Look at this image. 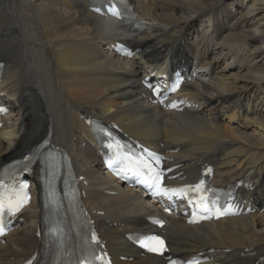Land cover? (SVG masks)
Here are the masks:
<instances>
[{"label":"bare ground","instance_id":"obj_1","mask_svg":"<svg viewBox=\"0 0 264 264\" xmlns=\"http://www.w3.org/2000/svg\"><path fill=\"white\" fill-rule=\"evenodd\" d=\"M88 6V0H0V102L9 107L0 130V164L49 132L52 144L83 176V201L115 264H163L124 238L153 213L167 217L156 230L168 238L174 255L212 250L226 264H264V212L197 225L166 216L102 170L86 123L89 118L116 123L158 150L178 147L170 156L180 164L174 172L181 177L195 178L201 165L211 162L214 181L241 177L254 188L245 196L253 194L254 203L264 206V0H136L120 22L103 19ZM193 14L208 18L211 34L199 37ZM226 28L230 32L224 34ZM210 36L222 54L211 48ZM121 40L139 53L132 59L116 56L109 46ZM209 48L220 58L207 59ZM194 58L210 74L182 90L199 107L171 112L150 104L140 84L146 68L168 59L190 66ZM219 62L224 65L217 69ZM250 125L253 131L247 132ZM40 215L34 196L20 226L0 243V264H20L39 251Z\"/></svg>","mask_w":264,"mask_h":264},{"label":"snow or ice","instance_id":"obj_2","mask_svg":"<svg viewBox=\"0 0 264 264\" xmlns=\"http://www.w3.org/2000/svg\"><path fill=\"white\" fill-rule=\"evenodd\" d=\"M203 189V182H201L200 184H198V185H196L195 186V191H197V192H199V191H201ZM189 189H180V190H171L173 193H177V192H187ZM164 192H165V194H167V190H163ZM19 202H17L15 205H13L12 204V202H11V199L9 200V204H8V208H7V210L9 211V213H12V212H14L15 210H18V208H19ZM207 210V209H206ZM4 211H5V205L2 203V202H0V216H2L3 215V213H4ZM0 234H3V227H2V225H0ZM92 240L94 241V242H96V237H95V234H93V236H92ZM149 243L151 244V243H154V244H156V245H158V247H155V246H152V247H149V244H145L144 246L145 247H149V250L150 251H154V252H163V251H165L166 249L164 248V241L163 240H159V239H157V238H150V241H149ZM99 259V258H98ZM82 264H83V262H82Z\"/></svg>","mask_w":264,"mask_h":264},{"label":"rangeland","instance_id":"obj_3","mask_svg":"<svg viewBox=\"0 0 264 264\" xmlns=\"http://www.w3.org/2000/svg\"><path fill=\"white\" fill-rule=\"evenodd\" d=\"M229 1V0H228ZM230 2H231V0H230ZM174 11H176V9H173L171 12H174ZM189 12V11H188ZM187 12V13H188ZM182 14H185V13H182ZM195 19H191V21L193 22V25L196 27V29H198V27H199V25L200 26H202V25H205V24H208L209 23V21L207 20V17H197L196 16V14H193L192 15ZM231 22V21H230ZM229 22V23H230ZM229 23H228V25H229ZM190 24H191V22H190ZM225 24H226V21H225ZM206 26V25H205ZM206 27H208V26H206ZM229 27V26H228ZM262 29H264V26H262L261 27ZM184 31V30H183ZM198 31H201L200 29H198ZM191 32V31H190ZM225 32V33H224ZM224 32H222V33H224V34H226L227 32H230V30H229V28H226V30L224 31ZM184 33V32H183ZM195 33V32H194ZM189 35H190V33H188L187 34V38L189 37ZM215 41H216V38H215ZM216 46H218L216 43H215V45H213V47H214V49H215V47ZM218 51H220V53H221V51L222 50H220L221 48H216ZM215 49V50H216ZM226 52V51H225ZM220 53H218V54H213L212 53V58L214 57V58H220L219 56H221V54ZM216 55V56H215ZM228 58V57H227ZM229 60H230V58H228ZM256 59V58H255ZM228 60V61H229ZM3 61V60H2ZM218 65H220V66H218ZM224 65V62H219L218 64H216V66H218V68L217 69H220L222 66ZM236 69L237 68H235V70H233L234 72L236 71ZM246 130H247V132H252L253 131V127L250 125L248 128L246 127ZM264 149V147H262L260 150H263ZM262 226H264V223L262 224Z\"/></svg>","mask_w":264,"mask_h":264}]
</instances>
